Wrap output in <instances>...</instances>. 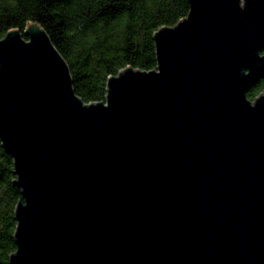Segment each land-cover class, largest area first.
<instances>
[{"label": "water", "instance_id": "obj_1", "mask_svg": "<svg viewBox=\"0 0 264 264\" xmlns=\"http://www.w3.org/2000/svg\"><path fill=\"white\" fill-rule=\"evenodd\" d=\"M188 2L98 102L39 23L0 38L9 264H264V0Z\"/></svg>", "mask_w": 264, "mask_h": 264}, {"label": "trees", "instance_id": "obj_2", "mask_svg": "<svg viewBox=\"0 0 264 264\" xmlns=\"http://www.w3.org/2000/svg\"><path fill=\"white\" fill-rule=\"evenodd\" d=\"M189 11L188 0H0V38L7 30L39 23L69 65L75 93L103 101L109 76L126 66L156 68L154 32ZM264 91V77L247 91ZM13 159L0 142V264L15 250L14 208L22 198L14 185Z\"/></svg>", "mask_w": 264, "mask_h": 264}]
</instances>
